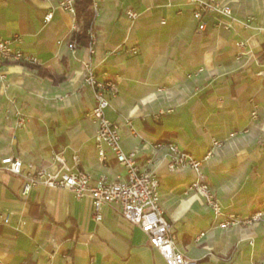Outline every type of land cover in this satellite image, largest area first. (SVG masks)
Listing matches in <instances>:
<instances>
[{"label": "crops", "instance_id": "0c3cea01", "mask_svg": "<svg viewBox=\"0 0 264 264\" xmlns=\"http://www.w3.org/2000/svg\"><path fill=\"white\" fill-rule=\"evenodd\" d=\"M94 1L90 53L88 46L68 47L76 24L59 0H0V36L20 35L21 49L37 60L1 68L0 158L51 169L52 155L62 152L67 166L76 155V169L94 179L125 181L114 159H97L93 92L83 82L91 68L117 86L105 116L118 125L124 153L137 148L136 162L159 179L162 208L185 258L264 264V220L217 227L203 199L184 194L193 171L168 170L167 147L174 143L199 158L219 140L203 166L214 199L225 213L243 218L264 205V78L256 76L264 70V0H216L230 6L232 18L205 15L202 31L187 0ZM129 10L137 20L127 17ZM236 42L245 44L244 54ZM200 68L198 77L187 78ZM250 98L258 104L256 121ZM21 187V179L0 171V213L10 214L0 223V264H166L116 205L103 208L96 223L87 197L42 185L22 196Z\"/></svg>", "mask_w": 264, "mask_h": 264}, {"label": "built area", "instance_id": "2783aa9c", "mask_svg": "<svg viewBox=\"0 0 264 264\" xmlns=\"http://www.w3.org/2000/svg\"><path fill=\"white\" fill-rule=\"evenodd\" d=\"M47 1V0H41ZM191 6V16L198 25V30L205 28L204 16L216 14L220 17L232 18V11L227 4H221L216 0H187ZM58 8L74 15V0H59ZM91 9L94 14L97 12V4L93 0ZM52 17L48 13L44 17L47 23ZM127 17L131 21L138 18V14L127 11ZM248 23L252 18L246 20ZM161 24H165L161 20ZM218 26L228 30V25L218 23ZM90 43L88 50L94 52V34L89 32ZM21 36L15 34L9 38L0 36V71L6 62H21L36 64L33 56L21 49ZM235 46L244 54L245 44L236 42ZM68 47L74 48V44ZM128 52L137 54L136 48H130ZM203 72L200 68L187 75L193 79ZM256 76L264 78V70L257 72ZM83 82L92 90L94 105L89 116L95 123L94 146L97 159L104 164L110 158L122 167L126 174L125 181L109 182L104 177L94 179L89 174L77 170L79 164L78 156H73V167L67 166L62 152L54 153L51 157V169L38 168L34 164L24 163L19 157L3 156L0 158V171L10 174L22 180L21 195L26 196L38 185L50 189H60L71 192L76 199L87 197L91 200L90 218L96 223L102 220V210L109 205H116L122 217L132 226L139 228L146 236L151 248L156 250L164 259L166 264H192L185 258L183 252L178 248L173 233L172 223L167 218L160 201L159 179L150 171L143 168L136 162L137 148L129 153H124L120 144L118 125L114 124L105 116V110L109 106L110 98L116 95L118 89L116 84L107 79H98L91 68H86L83 74ZM161 90V89H160ZM159 90V91H160ZM250 120L258 118V104L253 98L249 99ZM170 112V111H168ZM18 125L26 123L25 114L18 112ZM127 126L132 130L129 121ZM211 149L199 158L194 157L178 148L174 143L167 145L169 150L168 170L172 173L189 168L195 175V181L188 186L186 192L202 198L206 207L211 211L213 219L217 220V227L227 228L231 225L248 226L264 220V205H259L249 216L243 218L234 214L225 213L220 204L214 199L207 184L203 166L213 154L214 148L221 145L219 140L212 139ZM188 191V192H187ZM10 214L0 213V223L7 224ZM203 236L200 233L198 237Z\"/></svg>", "mask_w": 264, "mask_h": 264}, {"label": "trees", "instance_id": "16d2710c", "mask_svg": "<svg viewBox=\"0 0 264 264\" xmlns=\"http://www.w3.org/2000/svg\"><path fill=\"white\" fill-rule=\"evenodd\" d=\"M92 2L93 0H74V19L76 28L71 34L70 42L76 47H86L90 43L89 32H92L95 17L91 9ZM48 76L51 77L50 74Z\"/></svg>", "mask_w": 264, "mask_h": 264}]
</instances>
